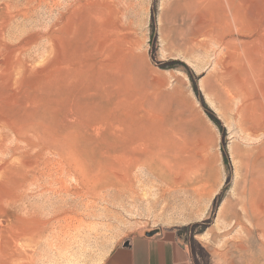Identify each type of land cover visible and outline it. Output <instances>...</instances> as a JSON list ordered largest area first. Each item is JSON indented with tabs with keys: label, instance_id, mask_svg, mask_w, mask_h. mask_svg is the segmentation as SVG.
I'll list each match as a JSON object with an SVG mask.
<instances>
[{
	"label": "rangeland",
	"instance_id": "1",
	"mask_svg": "<svg viewBox=\"0 0 264 264\" xmlns=\"http://www.w3.org/2000/svg\"><path fill=\"white\" fill-rule=\"evenodd\" d=\"M233 1L0 0V264H105L154 229L264 264V0ZM142 128L170 171L67 212Z\"/></svg>",
	"mask_w": 264,
	"mask_h": 264
},
{
	"label": "bare ground",
	"instance_id": "2",
	"mask_svg": "<svg viewBox=\"0 0 264 264\" xmlns=\"http://www.w3.org/2000/svg\"><path fill=\"white\" fill-rule=\"evenodd\" d=\"M226 1V0H225ZM231 1V0H230ZM233 1V0H232ZM233 2H235V0L233 1ZM232 2V3H233ZM227 3V2H226ZM231 3V2H230ZM234 4V3H233ZM232 5V4H231ZM235 5H236V3H235ZM234 5V6H235ZM227 6V5H226ZM230 6V5H229ZM232 7V6H231ZM19 9V8H18ZM230 9V8H229ZM238 9V8H237ZM239 9H241V8H239ZM234 11V10H233ZM226 12V11H225ZM235 12V11H234ZM230 13V12H229ZM229 13H227L229 16H230V14ZM236 13V12H235ZM234 13V14H235ZM233 14V13H232ZM234 14L232 15V16H234ZM239 14V13H238ZM241 15V14H240ZM226 16V15H225ZM231 17V16H230ZM233 18V17H232ZM16 19V18H15ZM234 19V18H233ZM233 19H230V20H232V21H235V20H233ZM254 19H255V17H254ZM224 21V20H223ZM236 22H237V20H236ZM239 22H241V21H239ZM244 22V21H243ZM226 23V22H225ZM231 23V22H230ZM229 23V24H230ZM233 23V22H232ZM245 23V22H244ZM227 24V23H226ZM236 24V23H235ZM235 24H232V26L234 27V25ZM225 25V24H224ZM242 25V24H241ZM227 26V25H226ZM230 26V25H229ZM238 27V26H237ZM259 28V27H258ZM231 29H232V27H231ZM212 37V36H211ZM130 41H132V40H130ZM128 42V41H127ZM222 42V41H221ZM129 43V42H128ZM132 43V42H131ZM135 44V43H134ZM131 44H129V46H130ZM221 45V44H220ZM131 47V46H130ZM133 48V47H132ZM131 48V49H132ZM133 49H135V48H133ZM133 49L131 50V51H133ZM18 67V66H17ZM116 72V71H115ZM118 76V75H117ZM122 77V76H121ZM123 77H125V76H123ZM125 78H123V80H124ZM125 88V87H124ZM169 94V93H168ZM169 95H171V94H169ZM173 95V94H172ZM151 97H153V95L151 96ZM158 97H160V96H154L152 99L153 100H156ZM43 99V98H42ZM165 99V98H164ZM172 99H174V98H172ZM171 99V101H174V100H172ZM151 100V99H150ZM158 100V99H157ZM169 100V99H168ZM50 101V100H49ZM55 101V100H54ZM134 101V100H133ZM51 102V101H50ZM63 102V101H62ZM61 102V103H62ZM128 102V101H127ZM143 103V102H142ZM149 103V102H148ZM155 103V102H154ZM153 103V104H154ZM168 103V102H167ZM173 103H175V102H173ZM172 102H171V107H172V105H174ZM61 105V104H60ZM151 105V104H150ZM157 105H159V103L157 104ZM167 105H170V104H167ZM154 106V105H153ZM176 106V105H175ZM116 108V107H115ZM176 108H177V106H176ZM175 108V109H176ZM179 109V108H178ZM55 110V109H54ZM173 110V109H172ZM144 116V115H143ZM183 116V115H182ZM182 116H180V117H182ZM159 117V116H158ZM121 118V117H120ZM184 118V117H183ZM183 118H182V120H183ZM185 119V118H184ZM181 120V121H182ZM125 121V120H124ZM172 121V120H171ZM173 121H175V120H173ZM183 121H185V120H183ZM126 122V121H125ZM144 122V121H143ZM177 122V121H176ZM188 123H189V121H188ZM137 124V123H136ZM147 124V123H146ZM130 126V125H129ZM182 126V125H181ZM184 126V125H183ZM182 126V127H183ZM186 126V125H185ZM184 126V127H185ZM131 127V126H130ZM166 127V126H165ZM182 127H180V128H182ZM191 127V126H190ZM190 127H189V129H190ZM173 128H175V127H173ZM177 128V127H176ZM175 128V130H178V129H180V128H177L176 129ZM186 128V127H185ZM184 128V129H185ZM163 129V128H162ZM161 129V130H162ZM168 129H170V128H168ZM160 130V129H159ZM180 130H182V129H180ZM141 131V130H140ZM142 131H145L146 132V130L144 129L143 130V128H142ZM166 131V130H165ZM165 131H164V133H165ZM185 131H188L187 129L185 130ZM125 132V131H124ZM145 132H142L140 135L142 136V134H145ZM151 132H154V131H152L151 130ZM167 132V131H166ZM169 132V131H168ZM170 132H172V133H174V134H180L179 132L178 133H175V132H177V131H172V128H171V131ZM184 132V131H183ZM140 132H138L137 133V136H139L138 134H139ZM146 133H148V132H146ZM150 133V132H149ZM148 133V136H146L145 138H147L148 137V139H144L145 141H143V143H137V144H134V145H132V146H130V144H129V146L130 147H126V153H125V158H124V162H123V164H120V166H119V164L117 165V166H119V167H117V168H115L114 170H112L111 171V169H112V167H110L111 169L109 170V168H108V170L109 171H111L110 172V175H109V179H108V181L107 182H105L104 184H103V186H102V189H100L99 191H98V193L96 192V193H94V192H85L84 191V193H79V191L78 192H76L77 190L75 189V192L74 193H72L71 191V197H67V198H61L60 199V201H61V204L65 207L64 209L66 210V209H68V210H70L69 212H73V211H75V214L77 213V211L81 208V206H83L84 207V204H85V202H87L88 203V205H89V202L88 201H94V202H96V200H100V198L101 199H104V198H106L107 196H109L110 195V193L112 192V191H114L115 193H117V192H122V191H124V189H126V188H132L133 187V185L136 183V182H138V181H140V180H143V179H141V177L143 178V177H145L146 176V174H153V175H156V169H159L160 167H166V169L168 168L167 166H166V161L167 162H170V161H168V160H165V156H164V154H163V156H161L160 154H162V153H160V152H163V150L165 149V147H162L161 145H158V144H156V142H154L156 139H155V137H152V138H149V135L151 134H149ZM171 133V134H172ZM132 135V134H131ZM153 134H151L150 136H152ZM166 136H168L169 134L167 133V134H165ZM173 135V134H172ZM144 136V135H143ZM154 136V135H153ZM170 136V135H169ZM168 136V137H169ZM180 136V135H179ZM8 137V136H7ZM117 137H120V135H118ZM131 137H133V136H131ZM171 137H174V138H177V136H171ZM170 137V139L171 140H173L172 138ZM134 138V137H133ZM133 138H130L131 140H133ZM139 138H141L140 136H139ZM144 138V137H143ZM179 138V137H178ZM178 138H177V140H178ZM130 139H128V137H127V141L128 140H130ZM135 139V141L137 140L136 138H134ZM164 139V138H163ZM169 139V141H171ZM27 141V140H26ZM126 141V142H127ZM151 141H153V142H151ZM179 142H180V138H179V140H178ZM178 141H176V142H178ZM125 142V143H126ZM129 142V141H128ZM161 142V141H160ZM167 142V141H166ZM171 142H174V140L173 141H171ZM175 142V143H176ZM36 143H37V141H36ZM158 143H159V141H158ZM181 143V142H180ZM180 143H179V145H178V148H179V146H180ZM160 144V143H159ZM107 145V144H106ZM114 145V144H113ZM116 145V144H115ZM126 145H128V144H126ZM167 145H169L170 146V148H171V150H174V151H172L173 153L175 152V148H176V144H174V148H172L173 146L172 145H170V144H166V147L168 148V146ZM110 145H108V147H109ZM112 146V145H111ZM164 146V145H163ZM172 146V147H171ZM182 146V145H181ZM184 146V145H183ZM117 147V146H116ZM124 147V146H123ZM192 148V147H191ZM169 149V148H168ZM168 149H167V151H168ZM122 150H125L124 148H122ZM170 150V149H169ZM181 152H182V150H181ZM165 153V152H164ZM176 153V152H175ZM180 153V152H179ZM55 154V153H54ZM121 156H122V154H120ZM175 155H177L178 156V153L177 154H175ZM56 156V155H55ZM120 156V157H121ZM170 156V155H169ZM115 157V156H114ZM119 157V156H118ZM117 157V158H118ZM123 157V156H122ZM171 157V156H170ZM121 159V158H120ZM169 159V158H168ZM123 160V159H122ZM171 160V159H170ZM178 160V159H177ZM181 160V159H180ZM180 162V165H181V161H179L178 160V163ZM172 163V162H171ZM171 163H169V165L171 164ZM174 164H176V161L174 162ZM173 164V165H174ZM180 165H178V167L180 166ZM64 166V165H63ZM170 167V166H169ZM173 167V166H172ZM177 167V168H178ZM142 169L143 170V172L141 173L140 172V170H139V173L140 174H137L136 172L138 171V169ZM171 168V167H170ZM137 170V171H136ZM168 170H169V168H168ZM177 170H179V171H181L180 169H177ZM147 171V172H146ZM170 171V170H169ZM172 171V170H171ZM174 171H175V169H174ZM146 172V173H145ZM159 173H160V177H161V180H163V178H170V176L169 175H166L164 172H160L159 171ZM176 173V172H175ZM62 174H63V172H62ZM107 174V173H106ZM145 174V175H144ZM148 174V175H149ZM170 174H172V175H178V174H174V172L172 173H170ZM67 175V174H66ZM70 175H72L71 173H70ZM69 175V176H70ZM144 175V176H143ZM158 175V174H157ZM180 175V174H179ZM152 176V175H151ZM175 176V177H176ZM68 177V176H67ZM71 177V176H70ZM158 177V176H157ZM72 178V177H71ZM93 178V177H92ZM154 178V177H153ZM156 179V178H155ZM180 179V178H179ZM178 179V180H179ZM63 180V179H62ZM161 180H159V182L161 181ZM177 180V179H176ZM68 181V180H67ZM66 181V182H67ZM172 181V180H171ZM53 183V182H52ZM65 183V182H64ZM68 183V182H67ZM66 183V184H67ZM71 183V182H70ZM139 183H141V182H139ZM176 183V182H175ZM162 184H164V183H162ZM166 184V183H165ZM170 184H172V183H170ZM34 185H35V183H34ZM65 185V184H64ZM99 185V184H98ZM138 185V184H137ZM174 185V184H173ZM56 187V186H55ZM64 188V187H63ZM62 188V189H63ZM101 188V187H100ZM61 191V190H60ZM96 191V190H95ZM44 193V192H43ZM47 193V192H46ZM65 193H67V191L65 192ZM103 193V194H102ZM113 193V192H112ZM100 194H102V196L100 195ZM258 194V193H257ZM24 196V195H23ZM59 196V195H58ZM62 196H64V195H62ZM108 200H109V198H107ZM108 200H106V201H108ZM105 201V202H106ZM99 202V201H98ZM22 203V202H21ZM86 203V204H87ZM85 204V205H86ZM98 204V203H97ZM96 204V205H97ZM53 205V204H52ZM86 207H87V205H86ZM89 208H90V206H88ZM245 207V206H244ZM25 208V207H24ZM93 208V207H92ZM246 208V207H245ZM63 209V210H64ZM91 209V208H90ZM90 209H87V211L89 212V210ZM94 209V208H93ZM253 210H254V208H252ZM257 209V208H256ZM25 210V209H24ZM23 210V211H24ZM56 210V209H55ZM257 210H259V209H257ZM257 210H255V212L257 213L258 211ZM67 211V210H66ZM91 211H93V210H91ZM260 211L263 213V211L260 209ZM68 212V211H67ZM72 212H71V214H72ZM260 212V213H261ZM51 213H53V212H51ZM78 213H79V211H78ZM84 213V212H83ZM86 213V212H85ZM92 213V212H91ZM259 213V212H258ZM38 214V213H37ZM50 214V213H49ZM74 214V213H73ZM89 214V213H88ZM237 215V214H236ZM259 215H262V214H259ZM264 215V214H263ZM248 216V215H247ZM68 217V216H67ZM234 217V216H233ZM251 217H253V219L254 220H256V216L255 215H251ZM264 217V216H263ZM248 218H249V216H248ZM60 219H61V217H60ZM264 219V218H263ZM41 221V220H40ZM57 221V220H56ZM264 221V220H263ZM26 222V221H25ZM38 223V222H37ZM41 223H43L44 224V222H41ZM50 224V223H49ZM38 225V224H37ZM42 226V225H41ZM42 227H44V226H42ZM46 227V226H45ZM49 227V226H48ZM255 228H257V227H255ZM39 233V232H38ZM264 233V232H263ZM31 234V233H30ZM253 234V232H251V235ZM32 236V235H31ZM30 236V237H31ZM29 237V238H30ZM32 238V237H31ZM252 259V258H251Z\"/></svg>",
	"mask_w": 264,
	"mask_h": 264
},
{
	"label": "crops",
	"instance_id": "3",
	"mask_svg": "<svg viewBox=\"0 0 264 264\" xmlns=\"http://www.w3.org/2000/svg\"><path fill=\"white\" fill-rule=\"evenodd\" d=\"M105 264H193L185 246L171 235L134 237L116 249Z\"/></svg>",
	"mask_w": 264,
	"mask_h": 264
},
{
	"label": "water",
	"instance_id": "4",
	"mask_svg": "<svg viewBox=\"0 0 264 264\" xmlns=\"http://www.w3.org/2000/svg\"><path fill=\"white\" fill-rule=\"evenodd\" d=\"M161 230L160 229H154V230H148V231H144L141 234V237H146V238H154L156 236H159L161 234ZM129 242L125 243V246H128Z\"/></svg>",
	"mask_w": 264,
	"mask_h": 264
}]
</instances>
